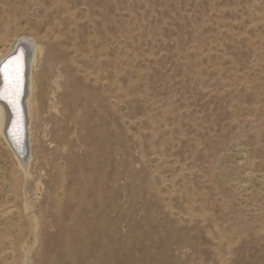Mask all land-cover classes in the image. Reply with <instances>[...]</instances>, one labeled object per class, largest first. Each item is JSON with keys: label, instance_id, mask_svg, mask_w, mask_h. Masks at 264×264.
Here are the masks:
<instances>
[{"label": "rangeland", "instance_id": "obj_1", "mask_svg": "<svg viewBox=\"0 0 264 264\" xmlns=\"http://www.w3.org/2000/svg\"><path fill=\"white\" fill-rule=\"evenodd\" d=\"M20 37L0 264H264V0H0V57Z\"/></svg>", "mask_w": 264, "mask_h": 264}, {"label": "bare ground", "instance_id": "obj_2", "mask_svg": "<svg viewBox=\"0 0 264 264\" xmlns=\"http://www.w3.org/2000/svg\"><path fill=\"white\" fill-rule=\"evenodd\" d=\"M17 52L19 57H21V91L14 106L9 102L11 97L6 92L8 82L5 78L3 67L7 60L12 58ZM41 53L42 49L36 41L31 38L20 37L0 57V134L20 166L27 165L30 159L29 153L34 119L33 105H35L33 104L35 76ZM24 79L26 84H24ZM22 99L23 101L21 102ZM24 167L26 168V166Z\"/></svg>", "mask_w": 264, "mask_h": 264}, {"label": "snow or ice", "instance_id": "obj_3", "mask_svg": "<svg viewBox=\"0 0 264 264\" xmlns=\"http://www.w3.org/2000/svg\"><path fill=\"white\" fill-rule=\"evenodd\" d=\"M21 57L17 56L15 59H10L4 65L5 78L8 82L6 92L10 95V103L16 105V100L21 91Z\"/></svg>", "mask_w": 264, "mask_h": 264}, {"label": "water", "instance_id": "obj_4", "mask_svg": "<svg viewBox=\"0 0 264 264\" xmlns=\"http://www.w3.org/2000/svg\"><path fill=\"white\" fill-rule=\"evenodd\" d=\"M17 56H19V55H18V52H17V54H15V55H14L12 58H10V59H15V57H17ZM10 59H8V60H10ZM8 60H7V62H8ZM7 62H6V63H7ZM24 84H26V80H25V79H24ZM23 97H24V94H23ZM23 97H22V98H23ZM22 101H23V99L21 100V102H22Z\"/></svg>", "mask_w": 264, "mask_h": 264}]
</instances>
